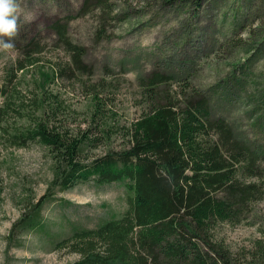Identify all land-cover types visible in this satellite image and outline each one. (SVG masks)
<instances>
[{
  "label": "rangeland",
  "instance_id": "rangeland-1",
  "mask_svg": "<svg viewBox=\"0 0 264 264\" xmlns=\"http://www.w3.org/2000/svg\"><path fill=\"white\" fill-rule=\"evenodd\" d=\"M82 1L21 0L16 49L0 53V88L23 47L36 39L39 62L18 73L16 86L30 109L34 98L47 110L49 103H61L57 119L65 127H88L100 100L108 109L107 125H129L151 101L144 81L159 73L170 79L158 93L183 100L197 91L238 139L264 143V0H201V6L196 0H106V6L87 11L80 8ZM56 21L66 25L70 42L84 48L85 68L76 67ZM42 72L54 73V79L44 83ZM4 99L0 93V105ZM42 113L43 108L35 112ZM16 122L27 125L25 117ZM112 140L119 146L120 138ZM106 145L91 154L102 153ZM53 174L46 147H13L0 140V264L74 261L79 255L55 248L54 242L74 227H97L127 208V189L118 182L53 188L43 208L45 228L11 237L26 207L47 193ZM248 213L241 222H224L215 230L239 264L248 261L261 236L264 199Z\"/></svg>",
  "mask_w": 264,
  "mask_h": 264
},
{
  "label": "trees",
  "instance_id": "trees-1",
  "mask_svg": "<svg viewBox=\"0 0 264 264\" xmlns=\"http://www.w3.org/2000/svg\"><path fill=\"white\" fill-rule=\"evenodd\" d=\"M105 1L83 0L79 6L87 11L106 6ZM195 2L201 6V0ZM54 27L76 67L85 68L84 48L67 39L65 24L56 21ZM40 44L36 39L26 44L6 71L0 140L13 147H46L54 174L47 193L15 221L11 237L45 228L43 208L53 188L118 182L127 189L121 214L94 228L74 227L54 242L55 248L79 255L66 264H239L215 230L224 222H241L264 199V143L238 139L197 91L183 100L158 93L170 79L159 73L144 81L151 101L129 125H107L108 109L100 100L88 127H65L57 119L61 103H49L47 110L34 98L30 109L16 86L18 73L39 62ZM40 74L44 83L54 79V73ZM42 108V115L35 114ZM24 117L27 125L16 126ZM114 136L121 139L119 146L113 145ZM102 144L106 149L92 155ZM259 230L250 258L241 264H264V222Z\"/></svg>",
  "mask_w": 264,
  "mask_h": 264
},
{
  "label": "clouds",
  "instance_id": "clouds-1",
  "mask_svg": "<svg viewBox=\"0 0 264 264\" xmlns=\"http://www.w3.org/2000/svg\"><path fill=\"white\" fill-rule=\"evenodd\" d=\"M23 11L21 0H0V53L15 51Z\"/></svg>",
  "mask_w": 264,
  "mask_h": 264
}]
</instances>
